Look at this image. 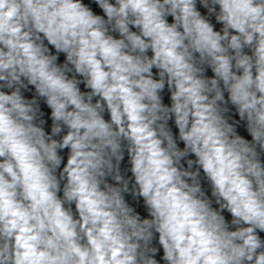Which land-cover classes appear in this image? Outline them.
Listing matches in <instances>:
<instances>
[{
	"label": "clouds",
	"instance_id": "clouds-1",
	"mask_svg": "<svg viewBox=\"0 0 264 264\" xmlns=\"http://www.w3.org/2000/svg\"><path fill=\"white\" fill-rule=\"evenodd\" d=\"M0 264H264V0H0Z\"/></svg>",
	"mask_w": 264,
	"mask_h": 264
}]
</instances>
